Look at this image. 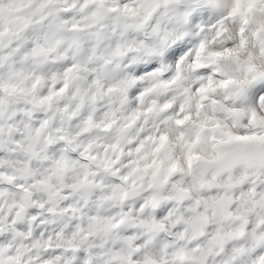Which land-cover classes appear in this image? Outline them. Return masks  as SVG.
<instances>
[{"label":"clouds","instance_id":"obj_1","mask_svg":"<svg viewBox=\"0 0 264 264\" xmlns=\"http://www.w3.org/2000/svg\"><path fill=\"white\" fill-rule=\"evenodd\" d=\"M0 264H264V0H0Z\"/></svg>","mask_w":264,"mask_h":264}]
</instances>
